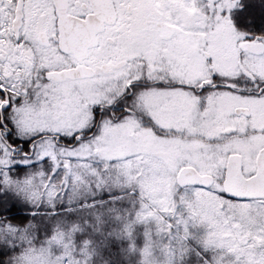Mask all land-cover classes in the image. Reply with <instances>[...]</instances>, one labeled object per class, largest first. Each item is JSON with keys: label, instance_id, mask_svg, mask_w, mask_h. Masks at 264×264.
Wrapping results in <instances>:
<instances>
[{"label": "snow or ice", "instance_id": "obj_1", "mask_svg": "<svg viewBox=\"0 0 264 264\" xmlns=\"http://www.w3.org/2000/svg\"><path fill=\"white\" fill-rule=\"evenodd\" d=\"M0 264H264V0H0Z\"/></svg>", "mask_w": 264, "mask_h": 264}]
</instances>
